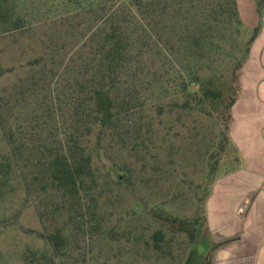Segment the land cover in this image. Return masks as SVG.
Returning a JSON list of instances; mask_svg holds the SVG:
<instances>
[{
    "label": "trees",
    "instance_id": "16d2710c",
    "mask_svg": "<svg viewBox=\"0 0 264 264\" xmlns=\"http://www.w3.org/2000/svg\"><path fill=\"white\" fill-rule=\"evenodd\" d=\"M85 1L86 6L82 5V0H0V36H22L43 25L53 27L46 38L32 35L29 47L32 55L21 65L26 68L28 78L53 75L54 68L63 65L61 75H70L68 79L75 93L71 114L73 129L56 145L47 142L29 145L22 128L8 124V120L4 122L0 113L1 131L13 157L12 163L0 160V171L3 166L17 165L15 171L26 187L32 182L40 195L55 198L51 205L36 210L44 225L43 231L36 234L44 246L26 248L24 264H67V256L79 237L86 240L91 228L100 226L88 224V206L84 201L87 195L96 206L95 193L88 191L96 183L93 158L106 139L121 145L129 142L135 145L137 141L146 144L148 127L152 124L144 114L146 108L154 106L161 116L165 107L160 98L165 97L166 86L158 82L155 70L148 65V60L153 61L156 54L166 62L174 58L176 61L172 65L180 79L172 87L181 94V99H172L166 106L169 111L178 108L176 120L204 114L214 117L219 125L220 138L207 175V178H212V174L214 177L217 162L231 143L232 107L240 95L241 70L258 30V27L254 29L241 48L240 58L217 72L212 68L216 58L228 55L220 43H238L235 36L241 32L236 0ZM263 3L264 0H257L259 13ZM40 4L45 8L41 9ZM227 30L234 35H227ZM77 34L85 36V40L67 57L66 37L71 39ZM19 50L26 52L24 46H19ZM13 69L2 65L0 60V77ZM1 100L6 105L10 103V98L1 97ZM0 107H4L3 104ZM92 131L94 146L89 140ZM234 159L237 166L238 154ZM212 185L193 218L160 212L156 215L172 223L174 231L196 241L208 233L205 202ZM73 202L78 204L77 212L71 210ZM60 204L69 205L66 212L59 211ZM151 239L152 249L160 252L164 232L153 231Z\"/></svg>",
    "mask_w": 264,
    "mask_h": 264
},
{
    "label": "rangeland",
    "instance_id": "374dc122",
    "mask_svg": "<svg viewBox=\"0 0 264 264\" xmlns=\"http://www.w3.org/2000/svg\"><path fill=\"white\" fill-rule=\"evenodd\" d=\"M87 4L82 0V5ZM40 8L45 6L40 4ZM69 8L72 10L74 6ZM52 31L53 27L43 25L22 36H0L1 64L14 67L0 77V105L4 106L0 107L1 118L22 128L29 145L44 142L56 145L73 129L71 114L75 93L68 79L70 75H61L64 66L55 67L53 75L49 72L41 79L38 75L28 78L26 68L21 67L32 55L29 51L32 35L46 38ZM252 31L244 24L242 32L235 36L238 43H220L228 55L217 57L213 70L218 72L240 58L241 48ZM226 32L234 35L230 30ZM84 40L85 36L80 34L71 39L66 37L67 57L76 52ZM19 46L26 48L24 54ZM152 59L148 60V65L155 70L158 82L166 86L165 97L160 98L165 106L164 113L159 116L154 106L146 108L144 114L152 124L148 127L149 139L145 145L140 141L135 145L130 142L121 145L108 139L99 145V153L94 155L92 162L96 183L88 189L96 195V206L87 195L84 201L88 206V224L100 226L91 228L86 240L79 237L67 256V264H213L209 232L190 241L185 233L174 231L175 226L160 219L156 212L193 218L215 176L236 166V153L230 143L217 162L214 177L212 174V178H207L220 138L219 125L214 117L204 114L182 116V121H177L178 108L172 111L166 108L170 100L181 99V94L172 87L180 79L172 65L175 58L169 60L171 64L158 54ZM183 78L187 80L186 74ZM240 84L242 88V76ZM1 97L10 98V103H3ZM89 140L94 146L93 131ZM10 154L11 147L0 127V160L12 163ZM15 168L17 165L3 166L0 171V264H24L26 248H43L44 243L36 233L43 231L44 225L36 210L55 200L47 194L40 195L32 182L26 187ZM118 175L123 176L122 179H118ZM125 177L128 180H124ZM68 206L60 204L59 211L66 212ZM71 207L77 212L76 202ZM157 229L164 232L165 238L160 252L150 245L151 233Z\"/></svg>",
    "mask_w": 264,
    "mask_h": 264
},
{
    "label": "crops",
    "instance_id": "0c3cea01",
    "mask_svg": "<svg viewBox=\"0 0 264 264\" xmlns=\"http://www.w3.org/2000/svg\"><path fill=\"white\" fill-rule=\"evenodd\" d=\"M236 2L241 32L258 27L229 128L239 164L213 182L205 219L213 264H264V3L259 13L257 0Z\"/></svg>",
    "mask_w": 264,
    "mask_h": 264
}]
</instances>
